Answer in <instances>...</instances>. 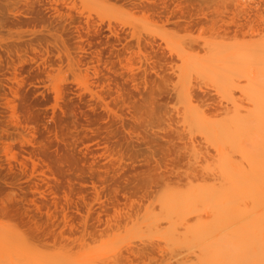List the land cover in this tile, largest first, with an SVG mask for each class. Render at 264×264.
Listing matches in <instances>:
<instances>
[{"label":"rangeland","instance_id":"obj_1","mask_svg":"<svg viewBox=\"0 0 264 264\" xmlns=\"http://www.w3.org/2000/svg\"><path fill=\"white\" fill-rule=\"evenodd\" d=\"M262 15L0 0V264H264V226L223 193L264 184Z\"/></svg>","mask_w":264,"mask_h":264},{"label":"bare ground","instance_id":"obj_2","mask_svg":"<svg viewBox=\"0 0 264 264\" xmlns=\"http://www.w3.org/2000/svg\"><path fill=\"white\" fill-rule=\"evenodd\" d=\"M157 6V5H156ZM166 8V7H165ZM182 13H183V9L180 8L179 9ZM176 12L173 11L171 14L172 16L175 14ZM160 14H162V11H160ZM207 17V16H206ZM243 19L245 20V23L243 22H239L235 24L236 26L238 27H242L245 26V25H248V26H252V24H255L254 21L255 19L253 20L249 15H247V13H245L244 16H242ZM263 15L261 16V18L263 19ZM242 19V18H241ZM242 19V20H243ZM260 19V18H258ZM233 20V19H232ZM235 20V19H234ZM261 20V19H260ZM166 21L167 22H171V17L170 16H167L166 17ZM257 21V20H256ZM264 21V20H263ZM261 20V22H263ZM199 22V21H198ZM258 22V21H257ZM197 23V22H195ZM180 25V23H177ZM257 24V23H256ZM264 24V23H263ZM230 25V24H229ZM183 27L185 28H191L193 25H192V21H188L187 24H183L182 25ZM255 26V25H254ZM172 72H173V68H171ZM169 70V71H171ZM170 73V72H169ZM168 73V74H169ZM175 73V71L173 72ZM172 74V73H171ZM261 163H258L257 165H259ZM250 188V187H249ZM252 189H239V190H232L231 188H228V189H225L223 191L224 196H225V199H226V203L227 204H232L234 203V205L232 204L233 208L236 209L237 205H238V209L235 210L237 212H240L242 214V219H245L244 221H254L253 224H257V225H263L264 226V184H261V183H255L253 185V187L251 186ZM149 190V189H148ZM147 189L144 190L145 193L147 194L149 191ZM237 200V203L236 201ZM249 202L251 204H249ZM237 205H236V204ZM230 204V205H231ZM230 205H228L230 207ZM119 209H117L118 211ZM122 210V209H120ZM234 211V212H235ZM241 219V220H242ZM101 222V221H99ZM33 223L35 224V227L33 228L37 233H40L42 230H43V227L40 226L37 221H33ZM67 223H69L68 221H66V225H68ZM83 228H84V232L88 233L89 236H93L94 234L92 232H89L88 231V223L87 221H84V223L82 224ZM94 226V225H93ZM96 226V225H95ZM70 229L73 230L75 229V225L71 224L69 225ZM32 227H30L31 229ZM264 228V227H263ZM30 231V230H29ZM31 232V231H30ZM34 232V231H32ZM35 232V233H36ZM21 233L23 234V236H26V237H29V232H26L25 230H21ZM34 233V234H35ZM36 233V234H37ZM85 233V234H86ZM31 234V233H30ZM41 235V234H39ZM34 238V237H33ZM36 245H47L49 244L48 241H47V238H42L41 236H38V234L35 236V239H34ZM134 259H133V258ZM145 258H148V259H154L153 257H150L149 255L146 256V254L144 252H132L130 253V255H127V256H123L121 257L120 259H118V261L116 262V264H135L134 261H136L137 259H139L138 261H142L144 260ZM136 259V260H135ZM144 263V261H143ZM228 263V262H227ZM232 263V262H231ZM230 262L228 264H231ZM236 264V262L234 263Z\"/></svg>","mask_w":264,"mask_h":264}]
</instances>
